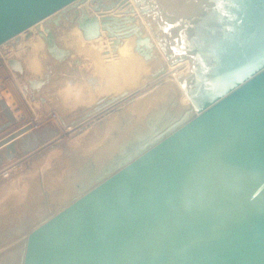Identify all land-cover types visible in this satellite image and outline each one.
Segmentation results:
<instances>
[{
	"label": "water",
	"instance_id": "95a60500",
	"mask_svg": "<svg viewBox=\"0 0 264 264\" xmlns=\"http://www.w3.org/2000/svg\"><path fill=\"white\" fill-rule=\"evenodd\" d=\"M84 1L0 0V43L35 26L62 61L70 49L39 22L53 15L48 21L58 24L59 12L72 8L84 39L103 29L116 47L135 34L132 49L157 59L151 37L126 24L133 6L110 12L129 0H87L93 13L76 8ZM133 1L166 63L189 59V70L178 85L161 88L157 80L137 108L123 107L134 99L126 97L100 113L125 91L96 103L87 143L67 148L46 172L49 190L41 180L43 202L58 197L61 205L33 225L27 212L24 222L0 227V246L27 227L21 241L0 250V264H264V0ZM8 63L23 72L19 58ZM29 127L0 137V169L35 149L66 146L55 142L57 126Z\"/></svg>",
	"mask_w": 264,
	"mask_h": 264
},
{
	"label": "rangeland",
	"instance_id": "374dc122",
	"mask_svg": "<svg viewBox=\"0 0 264 264\" xmlns=\"http://www.w3.org/2000/svg\"><path fill=\"white\" fill-rule=\"evenodd\" d=\"M86 1H84L81 5L79 4L80 6L79 5L76 6V8H78V9H81V7L83 8L84 4H87ZM59 13H60V19H59L58 24H54L52 21H48L49 18H51L53 15L51 17L44 19L42 22L45 25H47V26L49 25L52 27V29L54 30V34L56 36L57 42L58 41H62V42L66 41V43H67V39H68L71 42L72 41L74 42L76 40L79 42V44L78 43L77 44L81 45L80 49H77L73 52L70 49L71 47L69 48V46L71 44H69V46L64 45V47L70 49V55H68L64 60L61 61V60L54 58L47 51L45 45H40V43H37L38 40L35 36L37 34V28L35 26L30 27L28 36H25V31H23L18 35V37H19L18 40H14V38H11L9 40H6V41L0 43V49H2L3 47L9 46L11 44V42H13V41L14 42L25 41V39L27 40L28 38L31 37L30 44L29 43L24 44V42H23L22 43L23 46H20L21 50L19 51V53L18 52L13 53V55L16 57L18 54V56L20 57L19 59L22 61V64H25V66L23 65V68H24L23 72L20 73V72L14 71L13 75L12 76L10 75L9 85L8 84L5 85L9 89V91L8 90L4 91V89H2V92L0 94V131H3V132L6 131V130H4V128L8 124H10V129H13L14 127H16L14 122L20 118L17 117L19 112L17 111V109L14 106L19 105V107L21 109H23V113H25V115H26V116H23L25 120H23V121H22V119L18 120V121H21V122H19V124L27 123L30 119L33 121H36L38 123V126H43L45 124H53L54 126H57L59 131H60L59 137L56 138L55 142L65 140L64 138L67 139V137L70 135H71V138L76 137V136L80 135L84 130L88 129V126L86 127L85 125L90 124L89 122H91L93 119L96 118V116H94L96 112L92 111V108L96 105V103H98L104 99H108L110 96H114V95L116 96V95H118V93H120L122 91L126 92L127 98H136L138 94L146 93L149 90H151L153 88L152 86H155L159 82L157 80L163 81L164 77L163 76L160 77V74L155 75V76H153L152 74L155 71H157L161 66H166L165 65L166 64L165 59L162 58L161 56L157 55L158 56L157 59L152 64V63L148 62L149 60L142 58V62H144L143 63L144 69L141 70V72H139V74H137V75L135 74L134 77L129 79V80H137L136 85L137 86L141 85L140 87H138L137 89H133V90L129 89L131 87H128V88L116 87L114 92H112L113 94H111V95H109L108 93H101L100 95L96 96L94 99L90 100V98H88L85 102H81L80 100H78L79 102H76V104H75L72 96H74L73 93H76L75 92L76 90L79 91V90H83L84 88L89 89L92 87V84H96L97 82H99V80H102V82H104L105 80H108V77L102 71H99L96 69V65L98 66V64H96V63L102 62L101 58L103 56H101L100 53L97 51H95L96 53L92 52L90 54L87 51L84 52L83 47H85V45L93 44L95 46V45H97V44H95V42H97V41L85 40V39H81V37L77 38V36L75 37L72 33H69L70 30L74 31L73 28H75L77 26L70 19L73 16L72 8L64 9L63 11H60ZM64 13L65 14L70 13L68 19L64 17V15H63ZM65 33H68V38H66V36H64ZM37 36H39V35L37 34ZM104 37H106V35ZM60 38H62V39H60ZM58 44L60 45L59 42H58ZM31 45L33 46V48H31ZM60 46H62V45H60ZM25 48H27L28 51L30 48L34 49V50L36 49V52L34 54L36 55V58L41 61V62L39 61L40 64L35 69L34 74L31 72V70L29 68L27 70V67H26L27 60L24 59V56L22 58V52L21 51H22V49H25ZM27 49H25V51ZM40 58H42V59H40ZM46 61H49V62L46 63ZM179 68L181 69V68H183V66H180ZM183 69H184V72H187L189 70V69H186V67H184ZM25 71H27V72H25ZM31 78L42 79V80H44L43 81L44 83L39 87V89H32L28 85V80ZM25 83H26V86L28 89L24 88ZM68 84H71L72 86L69 87ZM78 84H80V85H78ZM66 86H68V88H70V90L66 89L67 88ZM64 89H66L64 92L65 94L62 92ZM28 92H30V93H28ZM45 92H46V95H44ZM30 95L33 98H35L36 100H34L32 102L31 101L32 97H30ZM67 95H68V97H67ZM124 101H122V102H124ZM122 102L117 101V102L113 103L112 105H113V107L119 106L120 104H122ZM90 110L92 112L90 113V115H87L88 114L87 112ZM16 112H18V114H16ZM100 113H104V110H101ZM59 115H62L64 118L62 116L61 117L68 123L71 120L77 119V123H79V127H75L74 125L70 124L71 130H69V133L66 132L65 130H63V126L60 124L58 126V122H56V121H59V120H57V117ZM78 119H80V120L78 121ZM80 126H84V127L80 128ZM10 129H8V130H10ZM68 145H70V144L66 143V146H64V147L61 146L59 149L64 150ZM49 147H51V149L53 148L52 146L48 145L47 147H44V148L42 147L39 149H35L34 151H32L31 153H29L26 156L21 154V155L16 156L15 158H13L11 160H6L5 162H3L1 169L2 168H8V173L0 176V186L6 185L7 183H3V182L9 181L10 178H14L18 175L25 174L23 172H26L27 170L31 169L30 164H31V161L33 160V158H35L36 155L45 153L47 150L48 151L51 150ZM54 147H56V146H54ZM68 149H69V147H68ZM60 150H59L58 154L55 156L54 160H51V161H49L48 164L44 165L43 172L40 171L41 174H38V177L36 175V179H32L30 181V183H28L31 186L27 184L28 190L30 189L29 191L25 187L26 189L23 190V194H21L19 192L21 185H18L16 187H14V186H12V187H13L14 191L18 192V194H20V195L14 196V194L12 195V194H8V193L1 195L0 201L2 203L4 202L3 205L5 207L0 208V213H4V214H0V216L5 217V216H8L9 214H12L11 218H9L7 220L8 222L6 221L4 223H0L1 229L6 227L7 225L15 224V222H18V220L20 219V216H22V215L24 216V214H26L27 212H30L28 214H30L32 216L30 224H28V225H33L34 223L38 222L42 218L46 217L50 212L54 211L55 209H57L61 205V200L58 197H53L52 199H50L51 200L50 204L46 205V203L43 202L45 197L41 194V191H42L41 186L42 185L40 184L44 171H45L44 174H46V172L48 170L52 169V166H53V168H55V167L57 168V166H58L57 164L60 161L62 154L64 153V152L62 153V150L61 151ZM16 162H20V163H16ZM10 165H12V166H10ZM42 183H43V181H42ZM43 187H44V184H43ZM44 188L48 189V190L50 189L48 187H44ZM23 199H24L23 203H26V204L22 206L21 203H22ZM54 200H57V202H54ZM18 206H19V208H18ZM10 207H11V209H10L11 211H9V213H8V208H10ZM32 209H35L34 213L31 212ZM26 230H27V227L19 229L15 233V237L17 239L19 238V241H21L26 235ZM21 233H23V236L22 237L18 236Z\"/></svg>",
	"mask_w": 264,
	"mask_h": 264
},
{
	"label": "bare ground",
	"instance_id": "6f19581e",
	"mask_svg": "<svg viewBox=\"0 0 264 264\" xmlns=\"http://www.w3.org/2000/svg\"><path fill=\"white\" fill-rule=\"evenodd\" d=\"M86 3H87V1H86ZM81 4L82 3H80V5ZM132 6H133V8L135 10L134 11H129L127 14L134 16V18H133V20H131L130 22H127L126 24H138L139 27H140V30L143 32V34H148L151 37V40H153V42H154V49H153V51L156 54H158L159 56H161L162 58L165 59L164 54L162 53L161 49L159 48V46H158V44L156 42V39H155V37H154V35H153L152 31H151V27L149 26V24H148L145 16L139 12L138 7L134 4V1L133 0H129V2L126 3L125 6H123L121 9L120 8H117L115 10H111L110 12L117 14L118 12H120L121 10H123L124 8L129 9ZM83 9L84 10H87L89 12H92L93 11V10H91V8L88 5V3L87 4H84ZM72 11H73V9H72ZM152 25H153V22H152ZM45 26H47V25H45L42 21L39 22V28L43 29ZM49 27L52 29L51 26H49ZM73 29H74V31L70 30L69 33H72L75 37L77 36V38L78 37L79 38L81 37V39H84L82 37L81 30H80V28H78V26H76ZM52 31L54 32L53 29H52ZM104 32H105V30L102 29L101 30V35L99 37H96L94 39H89V40H95V41H97V42H95V44H97V45L94 46L93 44H88V45H85V47H83V48H84V52L87 51L90 54L92 52L94 53L95 51H97V52L100 53L101 56H103L101 58L102 62H99L98 61L99 63H96V64H98V66L96 65V69L99 70V71H102L108 77V80H105L104 82H102V80H99V82H97L96 84H92V87L89 88V89L84 88L83 90H79V91L76 90L75 91L76 93H73L74 96H72L73 99H74L73 101H74L75 104H76V102H79L78 100H80L81 102H85L88 98H90V100L91 99H94L96 96L100 95L101 93H108L109 95H111V94H113L112 92H114V90H115L116 87H120V88H122V87H126V88L131 87L129 89L130 90H133V89H137L138 87L141 86V85L140 86L139 85L138 86L136 85L137 84V80H129L130 78L134 77L135 74L136 75L139 74V72H141V70L144 69L143 68L144 67V64L143 63L144 62H142V56L140 54H138V52H136V51H134L132 49L133 48V45H134V39L136 38V35L135 34H132L130 36H123V37H121V39L118 42V44L116 45V47H112V45H111L112 44L111 43V37H108V36L104 37L103 36ZM37 34L35 36H36L38 42L37 41L36 42L37 43H40V45H46L43 37L40 36V34H38L39 36H37ZM105 35H106V32H105ZM64 36H66V38H68V33H65ZM30 39H31V37L28 38L27 40L25 39V41H19L20 44L18 46H22L23 45L22 44L23 42H24V44H28V43L30 44ZM55 39H56V36H55ZM60 39H62V38H60ZM85 40H87V39H85ZM58 42L60 43V45H62V47H64V45H68L69 46V44H71L69 46V48L71 47L70 49L72 50V52L75 51V50H77V49H80L81 48L80 47L81 45H78L79 42L76 41V40L74 41L75 42L74 43L73 41L71 42L70 40L67 39V43L68 44L66 43V41H63V42L62 41H58ZM31 48H33L32 45H31ZM31 48L29 49V51H28L27 48H25V49H27L26 51H25V49H22L21 52H22V58L24 56V59L27 60V65H26L27 70L29 68L31 70V72L34 74L35 69L40 64L41 61L38 60L36 58V55L34 54L36 52V49L34 50V49H31ZM16 52L19 53L18 50L17 51H14V53H16ZM17 58H20L18 56V54H17ZM40 59H42V58H40ZM155 60H156V58H152V59H149L148 62L153 64L155 62ZM47 62H49V61H46V63ZM23 65L25 66V64H23ZM180 66H183V68L186 67V69H189V67H190V60L189 59H184V60L178 61L177 63H174V64L166 63V67H165L164 71L161 72V74H160V77H162V76L164 77L163 83H162V85H160L161 88L163 86H166L169 83H174V84L178 85V75H180L181 73H184V69L183 68L180 69L179 68ZM25 72H27V71H25ZM80 84H78V85H80ZM68 86L71 87L72 85L71 84H68ZM68 86H66L67 87L66 89H69L70 90V88H68ZM160 87H158V89ZM25 89H28V88L26 87ZM66 89H64L62 92L64 93ZM158 89H156V91ZM28 93H30V92H28ZM151 94H152V90L151 91H148L146 93L138 94L137 97L134 98L131 101V103H126V104L124 102H122V101H124V99L126 98V96H118V98L116 99V101H121L122 104H125V105H123V107H127V106L133 105L134 108H137V107H139L142 104V102L144 101V99L146 97L150 96ZM44 95H46V92H45ZM68 95H67V97H68ZM30 97H32V96L30 95ZM34 100H36V99L32 97L31 98V101L33 102ZM180 101L181 102H186L187 101V99H186V97H185V95L183 93L180 96ZM113 103H114V101L107 103V105H104V107L102 108V110L105 107H107V106H109V105H111ZM14 107L19 112V114H18V112H16V114H18L17 117L20 118V119H17V121L14 122L15 125L17 126V125H19V122H21V121H18V120H21V119H22V121L25 120L23 116H26V115H25V113H23V109H21L19 107V105H15ZM59 116H62V115H59ZM59 116L57 117V120H59V121H56V122H58V126H59V124L62 125L60 123ZM26 124H28V123H26ZM37 127H40V126H37ZM70 128H71L70 127V124H68L67 126H63V130H65L68 133H69V130H71ZM8 129H10V124H8L4 128V130H6V131H8ZM31 129H33V128L32 127H29L26 131H30ZM91 129L92 128L90 126V127H88L87 130H89L91 132ZM87 130L83 131L80 135H78L76 137H72L71 138V135H70V136L67 137V139L64 138L65 141H66V143L67 144H70V145H68L64 150L61 149L62 150V153L65 152L68 147L70 149L74 148V150H75L76 148L78 149L81 146H83L84 144H86L87 141H88L87 138H88V134H89V133H87ZM94 135L92 136V138H94ZM58 137H59V135H58ZM1 148H2V146H0V149ZM49 148L51 149V147H49ZM59 148H60V146H56V147H53L49 151L47 150L43 154H39L38 153L39 155H37L31 161V164H30V168L31 169L27 170L26 172H23L25 174L18 175V176L14 177V178H10L9 181H7V182H3V183H7V184L0 186V197H1V195L7 194V193L8 194H12V195L14 194V196L20 195V194H18V192H15L14 189H13V187H12V186L16 187L18 185H21L19 192L21 194H23V190H25L27 188V184L30 183V181L32 179H36V175L38 177V174H41L40 171L43 172L44 165L48 164L49 161L55 159V156L58 154V152L60 150ZM20 162H16V163H20ZM10 166H12V165H10ZM7 173H8V169L7 170H0V176L1 175H4V174H7ZM44 173H45V171H44ZM44 173L42 175V181H43L44 187L50 188V187H52L53 182H52V180H50L51 177L48 176L49 174L48 175L47 174L45 175ZM28 185H30V184H28ZM27 190H28V188H27ZM23 202H24V199H23L22 203ZM54 202H57V200H54ZM22 203H21L22 206L26 204V203H23V204ZM3 204H4V202L2 203L0 201V208L5 207ZM18 208H19V206H18ZM10 209H11V207L8 208V213H9V211H11ZM34 211H35V209H32L31 210L32 213H34ZM0 214H4V213H0ZM11 216H12V214H9L8 216H5V217L4 216H0V223L6 222L9 218H11ZM26 216H27V214L24 215V217L20 216L21 221L23 219V222H24L25 221L24 219L26 218ZM18 236L22 237L23 236V233L19 234ZM18 241H19V238L17 239L15 237L13 240L9 241L5 245L0 246V250L2 248H4V246H6V245L9 246V245L16 244Z\"/></svg>",
	"mask_w": 264,
	"mask_h": 264
},
{
	"label": "built area",
	"instance_id": "2783aa9c",
	"mask_svg": "<svg viewBox=\"0 0 264 264\" xmlns=\"http://www.w3.org/2000/svg\"><path fill=\"white\" fill-rule=\"evenodd\" d=\"M19 44H20L19 42L13 41V42H11V44L9 46H6V47H3L2 49H0V94L2 92V89H4V91H7V90L9 91V89L5 85L6 84L9 85V82H10L9 77H10V75L11 76L13 75V72L15 70H13L10 67V65L8 63V58L13 55L12 53H14V51H17V50L20 51L21 50L20 46H18ZM14 57H16V56H14ZM27 123H30L32 128H38L37 127L38 123L36 121H33L30 119ZM24 124H26V123H24ZM21 125H23V124H19L16 127L21 126ZM13 129H10V130L4 131V132L0 131V137L6 135L8 132H10ZM7 169L8 168H2L0 170H7Z\"/></svg>",
	"mask_w": 264,
	"mask_h": 264
},
{
	"label": "crops",
	"instance_id": "0c3cea01",
	"mask_svg": "<svg viewBox=\"0 0 264 264\" xmlns=\"http://www.w3.org/2000/svg\"><path fill=\"white\" fill-rule=\"evenodd\" d=\"M93 12V11H92ZM92 12H90V13H92ZM106 32V31H105ZM105 32H104V34H103V36H105Z\"/></svg>",
	"mask_w": 264,
	"mask_h": 264
}]
</instances>
